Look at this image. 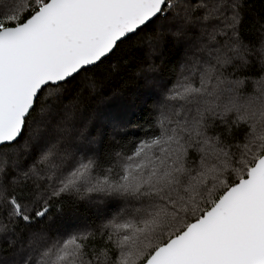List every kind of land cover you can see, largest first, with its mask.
<instances>
[{"label":"snow or ice","instance_id":"snow-or-ice-1","mask_svg":"<svg viewBox=\"0 0 264 264\" xmlns=\"http://www.w3.org/2000/svg\"><path fill=\"white\" fill-rule=\"evenodd\" d=\"M0 264H264V14L0 0Z\"/></svg>","mask_w":264,"mask_h":264},{"label":"trees","instance_id":"trees-1","mask_svg":"<svg viewBox=\"0 0 264 264\" xmlns=\"http://www.w3.org/2000/svg\"><path fill=\"white\" fill-rule=\"evenodd\" d=\"M246 4L253 14H264V0H246ZM166 60H171L175 63L179 59V53L177 51L170 50L166 53ZM127 79V77L125 78ZM119 83L122 89V95L115 101L109 102L112 106L108 110L112 115H123L124 119L130 121V123L124 127V132L128 134L129 138H134L133 133H139L141 130L138 127L139 124L144 122L145 116L147 115L146 109L150 105V101L147 100L145 93L148 92L150 87L143 80H137L135 83L124 84L123 81H113L115 85ZM106 91L109 95L111 94V87L106 85ZM97 209L89 206L86 203L78 205V211L75 213L76 217H88L93 216ZM69 215L72 213L69 211ZM71 223V221H69Z\"/></svg>","mask_w":264,"mask_h":264}]
</instances>
